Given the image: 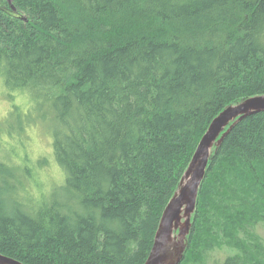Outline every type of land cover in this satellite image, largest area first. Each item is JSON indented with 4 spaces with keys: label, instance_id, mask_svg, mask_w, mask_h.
<instances>
[{
    "label": "trees",
    "instance_id": "obj_1",
    "mask_svg": "<svg viewBox=\"0 0 264 264\" xmlns=\"http://www.w3.org/2000/svg\"><path fill=\"white\" fill-rule=\"evenodd\" d=\"M0 78L48 109L64 174L37 201L0 158V255L144 264L211 121L264 95V0H0ZM257 222L264 112L212 153L180 264H205L217 242L221 264H264L240 238Z\"/></svg>",
    "mask_w": 264,
    "mask_h": 264
},
{
    "label": "water",
    "instance_id": "obj_2",
    "mask_svg": "<svg viewBox=\"0 0 264 264\" xmlns=\"http://www.w3.org/2000/svg\"><path fill=\"white\" fill-rule=\"evenodd\" d=\"M9 1V0H7ZM264 112V95L247 98L224 108L201 137L177 190L164 208L144 264H180L191 226L199 188L212 153L243 119ZM0 264H22L0 255Z\"/></svg>",
    "mask_w": 264,
    "mask_h": 264
},
{
    "label": "rangeland",
    "instance_id": "obj_3",
    "mask_svg": "<svg viewBox=\"0 0 264 264\" xmlns=\"http://www.w3.org/2000/svg\"><path fill=\"white\" fill-rule=\"evenodd\" d=\"M0 80L3 81L2 78ZM9 92L8 90L0 93V109L7 110L8 113L6 117L0 120V137H7L9 140L8 144L0 141V158L17 169L18 177L22 181L26 192L30 194L33 188L39 190L46 186L41 181V176L42 174L48 176L51 166L49 164V156L41 151V146L43 148L49 147L46 141L48 138L51 139V118L49 117L48 109L37 110V104L31 98V94L25 91L32 107L26 113L22 112L20 107L13 103L14 98L8 94ZM36 126L39 128V135L34 143L26 135V129ZM34 153L36 154V159L32 160L31 156ZM16 160L19 161L18 164L14 163ZM21 175L23 179H21ZM49 184L47 193H51L61 185L51 182ZM244 231V237L242 235L240 238L244 239L247 245L256 242L261 243L264 247V222H257L254 226ZM230 249L227 244L217 242L205 255V264H221L228 255H231Z\"/></svg>",
    "mask_w": 264,
    "mask_h": 264
},
{
    "label": "clouds",
    "instance_id": "obj_4",
    "mask_svg": "<svg viewBox=\"0 0 264 264\" xmlns=\"http://www.w3.org/2000/svg\"><path fill=\"white\" fill-rule=\"evenodd\" d=\"M7 91L8 90L5 88L3 81L0 80V93L7 92ZM8 94L14 98L13 103L15 105L19 106L22 112L26 113L29 110V108L32 107L30 101L28 100L27 93H22L18 90H12ZM7 114H8L7 110L0 109V120H2L4 117H6ZM26 135L28 137H30L32 139V141L35 143L37 141V137L39 135L38 126L30 127L28 129H26ZM0 141H2L4 144L9 143V140L7 137H0ZM46 142L49 145V147L43 148V146H41V151L48 154L49 164L51 167H50V170L48 172V176H44L43 174L41 176V181L46 186L43 189L37 190V189L33 188V190H32V195L36 198L37 201H39L40 197L43 194H46L49 191V186H50L49 182L59 185V184H62L64 181V174H63L62 170L59 168V166L55 163L54 159L52 158V151L53 150L50 147L52 141L50 138H48ZM31 159L32 160L36 159L35 153L31 156ZM14 163L18 164L19 161L16 160V161H14Z\"/></svg>",
    "mask_w": 264,
    "mask_h": 264
}]
</instances>
